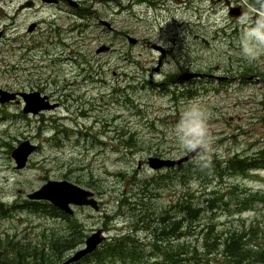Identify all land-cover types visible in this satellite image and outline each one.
I'll list each match as a JSON object with an SVG mask.
<instances>
[{"label":"rangeland","instance_id":"obj_1","mask_svg":"<svg viewBox=\"0 0 264 264\" xmlns=\"http://www.w3.org/2000/svg\"><path fill=\"white\" fill-rule=\"evenodd\" d=\"M24 1L0 0V88L38 91L56 105L36 115L24 114L22 104L0 105V203L16 206L10 215L0 211V249L7 240L34 244L66 233V218L24 207L48 180L91 181L90 187L78 185L94 192L99 210L75 207L69 216L83 241L97 229L106 241L129 231L147 251L149 228L162 224L164 210L180 218V199L200 207L212 190L229 198L224 193L233 185L264 192V169L181 178V172L148 165L149 157L188 152L174 126L191 98L209 113L207 158L251 156L264 146V53L253 62L242 54L245 32L261 19L257 12L264 13L263 0L260 9L249 0H230L245 9L238 18L229 17L223 0H33L32 8L16 14ZM30 23L36 24L32 32ZM101 46L110 49L97 53ZM189 72L211 77L178 80ZM25 140L35 150L17 168L10 153ZM201 160L199 154L194 159ZM211 219L218 231L254 226L262 232L264 204L238 213L219 203L214 215L201 212L191 230ZM250 243L264 245V237ZM148 255L143 263L107 264H151Z\"/></svg>","mask_w":264,"mask_h":264},{"label":"trees","instance_id":"obj_2","mask_svg":"<svg viewBox=\"0 0 264 264\" xmlns=\"http://www.w3.org/2000/svg\"><path fill=\"white\" fill-rule=\"evenodd\" d=\"M249 2L256 8L261 7V0ZM253 169H264V146L251 157L234 154L219 162L217 157L211 156L201 161L193 159L168 170L181 172V175L179 174L181 178L205 177L211 175L208 170H213V178L221 179L223 175L247 176ZM118 175L124 176L123 173ZM75 182L91 186V181L87 182L81 178H77ZM145 187L144 183L142 190ZM208 194L211 196L203 200L206 206H194L190 200L180 199L177 210L181 213L180 218L171 217L170 212L164 210L160 215L162 224L149 228L153 236L149 251L131 232L121 231L82 260L90 264L117 261L143 263L142 261L146 262V256L150 253L148 256L152 259L151 264H264V245L250 243L258 237V234L264 237V229L259 232L254 226H242L227 227L218 231L217 224L211 219L204 226H200L199 230H191L200 213L206 209L214 215L215 209H218L219 203H222L241 213L251 208L254 203L264 204V192L233 185L224 193L229 197L227 199H224V195L219 191L212 190ZM123 198L124 201L127 200L126 194ZM24 203H26L24 207L30 212H43L53 217L66 218L67 231L61 234L60 238L53 237L42 240L41 243L7 240L6 246L0 249V264H55L63 259L64 251L82 243L83 233L80 231V225L72 222L62 211L47 202L24 201ZM15 207V204L3 206L0 203V211L3 215H10ZM191 237L195 238L194 242L191 241Z\"/></svg>","mask_w":264,"mask_h":264},{"label":"water","instance_id":"obj_3","mask_svg":"<svg viewBox=\"0 0 264 264\" xmlns=\"http://www.w3.org/2000/svg\"><path fill=\"white\" fill-rule=\"evenodd\" d=\"M48 1H53V0H48ZM32 5H33V1L27 0L18 7V11L26 7H32ZM228 15L230 17H240L242 15V12L238 7H231L228 10ZM35 26L36 25L32 23L29 26L28 31L29 32L33 31ZM129 42L134 44L136 42V39L129 37ZM108 49L109 48L107 46H101L96 50V52L100 53L103 51H107ZM200 75L201 74L185 73L181 75L179 78L187 80L189 78H193ZM17 96H19L25 102L22 111L23 113L26 114L28 113L37 114L43 110H49L55 107V104H50L47 96L45 95L43 96L37 91L15 93L4 89H0V104H6L11 101H16ZM34 150H35V146L26 140L20 143L19 146L12 151L11 156L17 164V168H22L25 165L28 156ZM195 156L196 154H190L188 152L185 156L177 159L149 157L148 165L150 168L154 170H159L162 168L174 167L182 163H186L187 161L193 159ZM93 195H94L93 192L83 189L82 187L74 183H71L69 181L48 180L40 189L34 191L32 194H29L28 197L30 199L46 200L53 206L62 210L63 212L72 215L73 214L72 207L90 206L94 210H97L98 209L97 201L95 200ZM101 233H102L101 230H97L96 232L89 235L85 240V247L78 250L73 257L60 264H67L69 262L77 261L81 259L84 255L93 252L104 240V237L101 236Z\"/></svg>","mask_w":264,"mask_h":264},{"label":"clouds","instance_id":"obj_4","mask_svg":"<svg viewBox=\"0 0 264 264\" xmlns=\"http://www.w3.org/2000/svg\"><path fill=\"white\" fill-rule=\"evenodd\" d=\"M247 19V18H246ZM254 41L255 45L249 43ZM264 53V15L254 27L244 34L243 56L249 61L258 60ZM209 113L198 98L185 101L180 120L175 124L176 139L180 147L190 154L206 159L211 152L212 139L209 131Z\"/></svg>","mask_w":264,"mask_h":264},{"label":"flooded vegetation","instance_id":"obj_5","mask_svg":"<svg viewBox=\"0 0 264 264\" xmlns=\"http://www.w3.org/2000/svg\"><path fill=\"white\" fill-rule=\"evenodd\" d=\"M149 4H153L152 2H149ZM163 54H165V52H164V50H163V52H162ZM162 54V55H163ZM208 76V75H207ZM202 77H206V76H202ZM201 78V77H200ZM199 79V78H198Z\"/></svg>","mask_w":264,"mask_h":264}]
</instances>
